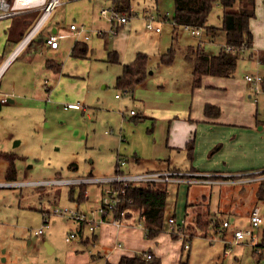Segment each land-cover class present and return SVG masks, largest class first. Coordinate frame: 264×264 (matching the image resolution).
<instances>
[{
    "label": "rangeland",
    "instance_id": "1",
    "mask_svg": "<svg viewBox=\"0 0 264 264\" xmlns=\"http://www.w3.org/2000/svg\"><path fill=\"white\" fill-rule=\"evenodd\" d=\"M61 2L46 22L45 32L51 30L50 25L57 24L59 32L67 30L70 24H76L84 30L83 35H88L83 40L82 35L69 33L59 40L56 63L63 67L64 62L71 59L76 65L74 76L67 77L66 83L60 85L66 90L65 98L43 102L40 108L34 109L4 104L0 108V151L16 156L15 180L24 182L12 188H0V264H107L106 259L113 250L109 245L111 242L106 238L103 241L96 238L93 245L85 244L81 239L66 241L68 232H76L79 223L57 213L64 209L73 210L99 222L106 184H85V198L79 199L78 185L36 182L59 176L72 179L85 178L89 174L94 177L109 176L114 173L117 156L129 160L133 155L144 159L157 155L153 140L157 142L161 137L159 134L163 133L165 123H153L142 105L145 102L151 108L152 103L160 99L168 102V96L175 90L172 84L160 87L175 73L173 67L159 63L160 55L173 48L174 64L181 62L191 66L185 57L188 47L200 45L206 52L217 54L224 46V32L218 29L222 22L218 4L214 5L207 21L216 27L213 35L202 28L201 36H196L184 26L174 27L173 0H130L127 12H131V16L128 21L117 28L116 36L103 37L96 32L108 31L110 22L100 14V10L110 8L112 0ZM6 22L0 19V25ZM149 23L159 31L146 28ZM74 41L87 45L86 58L70 56ZM15 45L0 46L1 61ZM45 50L40 49L33 57L30 49L22 51L12 59L8 72L0 78V82H6L10 71L16 74L19 83L21 77L22 81L32 83L42 77L44 79L45 76L40 75L43 70L50 72L44 66ZM110 50L118 52L117 63L107 60L112 52ZM139 52L147 56L146 76L132 91L134 98L131 99V94L118 89L115 81L122 72V66L131 62ZM252 55L245 50L237 60L235 72L260 73L261 70L257 72L255 68H259V63L254 65L252 61L255 57ZM115 94L120 97L116 98ZM8 97L17 100L16 97ZM76 103H79V108L68 107V104ZM131 109L136 116L129 114ZM5 170L6 161L0 159L2 178ZM168 189L171 194L167 201L171 205L173 190L171 186ZM259 206L264 216V203H259ZM44 219L48 221V227L43 234L36 236L34 231L43 227ZM112 219L111 212H108L103 220ZM235 221H242L243 226L247 218H236ZM104 225L100 223L94 235L98 237ZM134 225L142 227L143 223L136 219ZM263 229L264 224L254 229V235H262ZM84 236L91 238L85 227ZM71 251L78 255L73 256Z\"/></svg>",
    "mask_w": 264,
    "mask_h": 264
},
{
    "label": "crops",
    "instance_id": "2",
    "mask_svg": "<svg viewBox=\"0 0 264 264\" xmlns=\"http://www.w3.org/2000/svg\"><path fill=\"white\" fill-rule=\"evenodd\" d=\"M36 13L38 15L39 12L30 11L2 18L1 20H7V22L0 25V46L5 44L10 47L11 44H17V41L21 40L37 16L21 35H19L21 27L19 21L27 18L28 14ZM46 27L47 25L44 28ZM249 27L252 33V46L247 51H250L255 57V60L252 61L254 65L259 63V68L258 66L255 68L256 71L258 70L257 72L261 70L262 76L260 73L252 72L244 74L234 72V75L230 77L204 75L201 78L200 86L192 88V64L188 66L180 62L181 64L175 65L172 62L169 65H164L173 67L172 69L175 71L168 81L160 86L163 88L165 84L173 85L175 90H172L168 96L169 101L164 102L160 99L152 103L151 108L142 101V109L148 117L150 116L149 118L153 119V123L154 121L155 123L157 121L165 123L163 133L159 134L161 137L157 142L153 140L154 151L157 155L152 154L148 159L138 158L135 155L129 160L122 156H117L116 159V163L118 159H121L123 164L126 162L130 167L127 166L125 169L127 164L124 167L122 164L121 171L125 174L174 170L198 174V176H209L207 178L213 179L214 182L165 183L168 191L167 200L171 194L168 188L171 186L173 190V203L169 205L167 201V218L173 216L176 223L190 224L195 215H210L217 218L219 222L228 221L230 225L228 227L220 225L216 234L210 237L195 234L190 240L189 247L185 248L180 238L172 237L167 223L164 231L152 239L146 238L144 227L134 225L135 222L120 225L105 223L98 237L93 233L91 234L92 239L89 236L80 239L83 243L92 245L95 244L96 238L98 241L108 239L113 250H110L109 257L106 259L107 264H118L122 256H136L146 251L152 254V258L157 261V264H264V246L262 245L264 229L260 236L256 234V237L254 230L252 233L253 239L261 243L260 246H254L250 237L232 242L230 245L227 244L230 240H234L235 229H246L250 226L249 216L252 208L259 206V203H264V200L257 198V187L261 181L230 183L226 178V175L264 170V90L260 88L259 91H256L253 84L245 79L246 75L257 74L264 80V62L261 61L264 56V0H255V17L250 20ZM44 28L37 38L22 51L30 49L33 57L37 51L45 48L44 66L50 72L43 70L40 75L45 76L44 79L42 77L33 83L29 80L22 81L21 77L19 83L16 81L18 79L16 74L10 71L6 82H0V94L6 95L7 98H9L8 95L16 97L17 100L7 99L4 105L10 107L29 106L34 109L40 108L43 102L65 98L66 90L60 88V85L66 83L67 77L74 76L75 61L68 59L66 63L64 62V66L60 67L55 60L58 58L60 43L57 48H51L45 43V37L49 33L62 34V37L73 33L69 27L65 31L58 32L60 29L57 24L50 25L51 30H47V32ZM213 34L215 32L210 31V35ZM18 35L19 38L16 42L8 40L7 43L9 37L16 39ZM196 36H201V29L200 34ZM110 51H115L118 54L116 50ZM1 57L0 55V66L2 64ZM50 62L52 63L49 66ZM11 64L12 62H9L0 71L1 79L8 72ZM132 93H130L131 99L134 98ZM19 97L23 99H18ZM206 104L215 106L218 109L217 115L205 114ZM2 105L0 104V108ZM131 116H136L135 111ZM189 142H191L190 147L187 146ZM70 167L75 168L74 165ZM106 176L112 175L101 177ZM86 177L94 176L89 174ZM57 178L72 179L55 177V179ZM5 182L20 181H8L4 173L3 178L0 176V188L10 187L2 185ZM244 217L247 218L246 225L242 226V221L240 223L235 221L236 218ZM76 231H80V225L77 226ZM93 235L95 237H92ZM88 241L89 243H86ZM227 246L231 250L225 254ZM70 254L78 255L72 251Z\"/></svg>",
    "mask_w": 264,
    "mask_h": 264
},
{
    "label": "trees",
    "instance_id": "3",
    "mask_svg": "<svg viewBox=\"0 0 264 264\" xmlns=\"http://www.w3.org/2000/svg\"><path fill=\"white\" fill-rule=\"evenodd\" d=\"M118 9L127 12L130 6V0H112ZM174 12L172 16L174 27L189 26L191 29H206L216 32V27L208 24V17L215 4L221 8L222 22L218 29H221L225 35V46L217 54L206 52L200 45L196 48L188 47L185 57L192 64V88L200 86L201 78L204 75L230 77L234 75L237 60L240 55L251 48L252 33L250 31V20L255 17V0H173ZM128 13V12H127ZM129 14V13H128ZM36 14H28V17L19 21L20 32L31 25ZM9 37L10 41H17ZM18 43V41H17ZM88 53V47L84 42L76 41L71 49L70 55L74 58H85ZM109 62L117 63L118 55L115 51L108 54ZM174 60V49L169 48L167 52L160 55L159 63L169 65ZM146 54L139 52L134 59L123 65L121 74L116 78L115 86L125 92L132 93L134 88L140 84L146 76ZM264 62V56L261 59ZM52 62L49 63V66ZM261 89L264 90V80L261 83ZM204 113L207 115H217L218 109L215 106L206 104ZM191 145V142L187 146ZM0 159L6 161L5 178L8 181L15 180V159L16 156L0 151ZM163 184V183H162ZM145 183L130 185L125 188L124 194L120 195L119 202L108 208L113 219L120 224H132L141 221L144 227L145 237L152 239L163 232L167 223L166 207L168 191L165 184ZM84 185L80 186L79 199L84 197ZM113 188H120L114 184ZM257 198L264 200V180L257 187ZM109 221V220H107ZM177 228L184 233V241H190L195 234H201L204 237H210L216 234L222 225L217 218L210 215H195L190 224L176 223ZM80 235L84 233L80 228ZM172 237L178 238L177 230L171 231ZM84 236V235H83ZM92 237H95L94 235ZM92 239V238H91ZM86 243H89L86 242ZM148 252V251H146ZM145 252V253H146ZM144 252L136 256H122L118 264H142ZM150 263L157 264L155 259Z\"/></svg>",
    "mask_w": 264,
    "mask_h": 264
},
{
    "label": "built area",
    "instance_id": "4",
    "mask_svg": "<svg viewBox=\"0 0 264 264\" xmlns=\"http://www.w3.org/2000/svg\"><path fill=\"white\" fill-rule=\"evenodd\" d=\"M61 0H0V19L16 16L19 14H23L30 11H38V16L36 20L33 22L28 31L24 34L21 40L15 45L10 54L2 61L0 66V71L2 68L12 61V59L17 56L31 41L37 38L40 32L46 25L50 15L53 10L61 4ZM113 5L107 9H101L100 14L104 17H107L110 22V27L108 31H97V35L105 36L115 34L117 27L119 25L125 24L131 16V12L128 14L125 11L118 9V5H116L112 1ZM186 29H190L191 32L195 35L200 34V29H191L189 26H184ZM146 28L159 31V28H154L152 24H146ZM69 29L75 36H81L83 40L88 38V35H83L84 30L78 27L76 24H70ZM62 37V34H47L45 37V43L51 48H57L59 44V39ZM245 79L248 82H251L256 91H259L261 88L262 77L259 75H246ZM125 93V91H124ZM116 97H119L116 94ZM7 96L0 94V104H4L7 102ZM68 107L77 108L79 107V103L70 104ZM130 114H134V111H130ZM123 161L121 159L117 160L115 174L109 177H85V178H76V179H53V180H44L40 182H36V184H71V185H79V184H87L91 182H100L105 183L106 188L103 193V202L99 209L101 213L102 219L99 222H96L95 219L88 218L83 214H78L73 210H59L57 213L60 215H67L68 217L74 219L79 223L80 228L84 227L93 234L95 232L96 227L100 225V223H112L115 225H120V223L116 219L112 220H103L105 215L107 214L108 208L111 209L114 207L120 200V195L124 194V190L126 187L130 185H138L145 183H204V182H214L213 179H208L209 176H198V174H191L188 172L181 171H160V172H142V173H134V174H125L121 171V166ZM226 178L229 179L230 183H249L253 181H262L264 180V170H258L254 172H249L245 174H234V175H226ZM23 184V182H5L2 185L16 187ZM117 184L120 188H113V185ZM250 226L246 229H235L233 232L234 240H230L227 242L228 245L232 242H236L238 240L244 239L245 237L251 238V243L254 246H260L261 243L257 240L253 239L252 233L253 230L258 228L264 222V216L261 213V208L259 206H254L250 212L249 216ZM167 224L169 229L177 230L178 238L183 241V245L185 248L189 247L190 241H184V233L181 229L177 228L176 221L173 216H169L167 218ZM230 224L228 221L222 222L223 227H228ZM48 227V221L44 219L43 227L34 231L35 235H41L44 232V229ZM80 232V231H79ZM78 231L69 233L65 240L71 241L73 239L83 238L84 233L80 235ZM264 246V241L262 243ZM230 247L227 246L225 250V254L230 252ZM152 259V254L150 252H146L143 254V263L142 264H152L150 263Z\"/></svg>",
    "mask_w": 264,
    "mask_h": 264
}]
</instances>
